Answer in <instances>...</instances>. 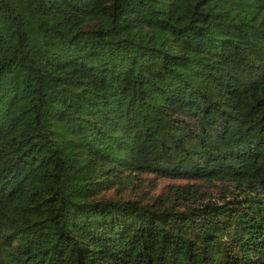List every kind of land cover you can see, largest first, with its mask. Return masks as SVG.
<instances>
[{"label": "trees", "instance_id": "obj_1", "mask_svg": "<svg viewBox=\"0 0 264 264\" xmlns=\"http://www.w3.org/2000/svg\"><path fill=\"white\" fill-rule=\"evenodd\" d=\"M0 264H264V0H0Z\"/></svg>", "mask_w": 264, "mask_h": 264}]
</instances>
